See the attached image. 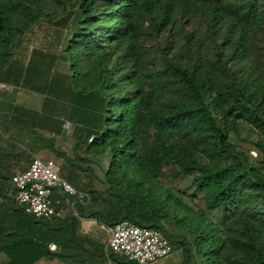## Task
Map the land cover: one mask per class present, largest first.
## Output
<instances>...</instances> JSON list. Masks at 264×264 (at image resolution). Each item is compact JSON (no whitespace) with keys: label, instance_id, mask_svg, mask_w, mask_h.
<instances>
[{"label":"trees","instance_id":"obj_1","mask_svg":"<svg viewBox=\"0 0 264 264\" xmlns=\"http://www.w3.org/2000/svg\"><path fill=\"white\" fill-rule=\"evenodd\" d=\"M41 20L73 29L64 53L75 97L91 106L87 95L98 93L105 115L101 132H85L93 138L86 154H107L109 166L98 181L105 189L88 187L77 217L42 221L16 206L15 174L0 171V198L11 210L0 222L6 264L65 254L93 262L104 247L81 237V219L158 230L181 250V264H264V0H0V73L12 77L14 53ZM241 125L257 135L258 161L230 141ZM178 176L190 179L204 209L164 184Z\"/></svg>","mask_w":264,"mask_h":264},{"label":"rangeland","instance_id":"obj_2","mask_svg":"<svg viewBox=\"0 0 264 264\" xmlns=\"http://www.w3.org/2000/svg\"><path fill=\"white\" fill-rule=\"evenodd\" d=\"M68 24L69 21L62 24L39 21L26 34L22 46L14 53L12 77L0 73V171L10 172V175L22 172L33 157H39L54 161L59 168L60 176L61 173L64 175L65 172L72 173L75 180L74 187H79L84 192L88 187L103 191L105 186L98 181H103L104 171L109 166V157L107 154L100 158L88 156L86 150L91 141L90 137L87 139L85 133L87 130L101 132L104 129L105 115L97 105L98 99L102 98H98L96 92L93 97L89 94L88 100L92 102H90L91 106H86L85 102L75 97L72 74L69 71V58L64 53L67 40L71 38L73 31ZM190 26L191 24L187 25L185 30L190 31ZM235 69L238 70V67ZM19 72L23 79L15 85L12 82L13 74L19 75ZM69 124L73 126L72 132L68 131ZM63 127H67V131ZM32 128L34 133L29 132ZM39 136L45 140H53L54 149L48 148ZM256 140V133L244 125L239 127L237 135L230 134V141L236 147L244 152H254L256 157L250 154L255 161H258V153L253 147ZM57 151L63 152L77 165L71 166V163L61 157ZM78 158H87L88 162L85 164ZM62 178L65 180L64 176ZM189 181V178L183 179L181 176L168 177L164 180V184L180 192L184 196L183 200L192 210H202L204 209L200 199L202 195L196 194L194 188L188 186ZM9 187V195H11L10 183ZM1 203L3 206L0 208H9L4 206L6 199L0 198ZM68 215L77 217L72 208L64 207L62 217ZM208 216L214 221L219 218L214 214ZM79 228L81 237L90 238L105 247L109 236L105 226L91 219H81ZM167 229L171 234H181L174 226ZM95 254L97 257L95 260L100 261L101 264H114L109 257L105 260L104 254L102 259L101 252ZM43 261L42 264H90L88 260L78 263L77 259L66 254L64 258L56 257L50 261ZM181 262V250L174 247L169 256L152 264H181Z\"/></svg>","mask_w":264,"mask_h":264},{"label":"built area","instance_id":"obj_3","mask_svg":"<svg viewBox=\"0 0 264 264\" xmlns=\"http://www.w3.org/2000/svg\"><path fill=\"white\" fill-rule=\"evenodd\" d=\"M67 127L72 132L73 126ZM67 127H63L64 130L67 131ZM251 154L256 157L254 152ZM10 185L14 189L16 206L24 209L35 221L50 220L53 216L62 218L64 207L73 210L76 204L84 206L90 202L88 193L76 191L60 177L54 161L39 157H33L24 171L13 175ZM60 205L63 206L57 211L56 207ZM107 230L109 236L105 245L106 253L128 262L152 264L166 258L173 251L169 240L155 229L121 221ZM48 248L51 252L60 251L56 244H49Z\"/></svg>","mask_w":264,"mask_h":264},{"label":"crops","instance_id":"obj_4","mask_svg":"<svg viewBox=\"0 0 264 264\" xmlns=\"http://www.w3.org/2000/svg\"><path fill=\"white\" fill-rule=\"evenodd\" d=\"M1 205V204H0ZM6 213L8 214V215H6ZM9 217H11V210H9L8 208H0V222L3 220V219H6V218H9ZM7 221V220H6ZM11 221V220H10ZM10 221H7V222H10ZM107 232V231H106ZM109 235V234H108ZM103 250H104V252L102 253L101 251V254H102V259H103V254H104V258H105V260L107 259V255H106V251H105V247L103 248ZM4 256V253H0V264H6L7 262H8V259H7V257H3ZM110 259V258H109ZM105 260H103V261H105ZM110 261H111V259H110ZM42 262H44L43 260H39L38 262H36V263H34V264H42ZM90 264L91 263H93V264H101V262L100 261H98V260H94L93 262H89ZM112 263H114V264H118V263H116V262H113L112 261Z\"/></svg>","mask_w":264,"mask_h":264},{"label":"clouds","instance_id":"obj_5","mask_svg":"<svg viewBox=\"0 0 264 264\" xmlns=\"http://www.w3.org/2000/svg\"><path fill=\"white\" fill-rule=\"evenodd\" d=\"M121 258V257H120ZM124 259V258H123Z\"/></svg>","mask_w":264,"mask_h":264}]
</instances>
